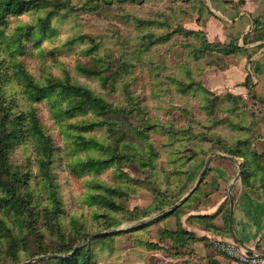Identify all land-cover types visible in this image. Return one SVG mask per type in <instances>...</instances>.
I'll return each instance as SVG.
<instances>
[{
  "label": "rangeland",
  "instance_id": "374dc122",
  "mask_svg": "<svg viewBox=\"0 0 264 264\" xmlns=\"http://www.w3.org/2000/svg\"><path fill=\"white\" fill-rule=\"evenodd\" d=\"M29 1L0 9V264H74L75 251L92 264H220L151 223L182 206L176 193L195 154L261 136L264 102L227 98L240 97L247 74L253 90L251 55L231 34L206 37L203 50L188 34H206L199 0ZM252 2L263 26L253 18L244 41H264V0ZM53 80L87 88L101 107L68 110L80 100L71 86L46 98L25 89ZM26 115L41 134L19 127L14 139ZM82 122L94 124L72 128Z\"/></svg>",
  "mask_w": 264,
  "mask_h": 264
},
{
  "label": "crops",
  "instance_id": "0c3cea01",
  "mask_svg": "<svg viewBox=\"0 0 264 264\" xmlns=\"http://www.w3.org/2000/svg\"><path fill=\"white\" fill-rule=\"evenodd\" d=\"M204 1L213 14L203 26L207 37L224 43L232 40L227 38L230 34L237 38V46L246 49V55L250 54L255 64L253 91L264 102V41H244L253 27L252 19L255 17L253 12L247 11L252 0H245L242 7L231 3L237 0ZM236 90L233 92L235 95L248 93L239 85ZM260 135L253 146L255 160L247 164L242 157L219 152L196 156L189 165L187 178L176 197L184 201L190 196L195 191L192 192V189L199 176L206 169L198 190L181 208L178 216L172 215L159 222L162 230L172 231L179 218L181 226L196 237L190 247L198 259L205 261L214 256L220 264L229 263L228 259L215 255L217 251L214 244L218 240L234 241L233 237L245 250L264 256V129ZM225 215H228L227 227ZM199 216H212L211 223L216 228H208L198 220Z\"/></svg>",
  "mask_w": 264,
  "mask_h": 264
},
{
  "label": "trees",
  "instance_id": "16d2710c",
  "mask_svg": "<svg viewBox=\"0 0 264 264\" xmlns=\"http://www.w3.org/2000/svg\"><path fill=\"white\" fill-rule=\"evenodd\" d=\"M195 1H198V0H189L188 3H193ZM199 1L201 2V4H202L204 10L206 11V14L208 15V17L209 16H213L212 12L206 7L205 1L204 0H199ZM3 2H5V3L2 4ZM26 3H27V0H0V9L12 8V6H16V8H17V6L19 4H20L19 9H22L23 4H26ZM40 3H45V4L49 3V4L53 5L54 2H52V1L48 2L47 0H30L27 5H31V6H36L37 5V6L40 7V5H39ZM21 5H22V7H21ZM253 22H254L255 26L258 25L260 28L263 26L261 21H260V18L259 19L258 18L257 19L254 18ZM22 29H23V27H20V29H17V34H19ZM188 34L189 35H194L196 37L197 36H201L202 45H206L203 50H205V52L208 50V47L211 44L207 41L206 34L200 32V31H193V30H191V32H188ZM18 39H19L18 36L14 37L15 41L18 40ZM249 81H250V76H249V74H247L246 77L244 78V81L240 85L247 90V92H248L247 95L248 94L249 95H254V99L256 98L260 102H263V100L259 99L255 95L253 90L249 89V87H248V82ZM70 86L75 89L73 91V94L75 96L80 97L79 98L80 100L75 105H73L71 108H69L68 110H76V109L81 108V106L84 104L85 101L89 105H94V107H93L94 109H99L101 107V105L99 104L100 100H98L99 98L98 97H94V95H92L87 88L81 87V86H77V85L73 86L72 84H69V83L67 84L66 82H62V81H59V80H53L47 86H40V85L34 84L31 81H27V83L25 85V89L27 90V93L30 96H32V97H35V98H46V97L51 96L52 89H54V88L66 89V88H70ZM198 90H200L202 92H208L204 88H202V86H199ZM242 97L243 96L240 95V97L238 98V96H234V94H230V95H228L227 98L228 99L230 98L229 100L231 102H235V104H237V102L240 99H243ZM207 109H209L208 106H207ZM227 111H228L229 114H235V113L237 114L238 105L229 106ZM93 124H94L93 122H82V123L74 124L72 126V128L77 129L80 132H83V131L87 132V131L91 130V127H92ZM19 127L20 128L25 127V129H26L25 131H27V132H29L30 129H32L34 132H36L38 134H41L40 133V129H38L37 122L36 121H31L30 122L28 120V115L19 118L18 125H14V126L11 127L10 131L12 132V137L14 139L18 138L17 131H18ZM239 130L243 131L245 129H244V127H242V125H240L239 126ZM20 133H23V131L20 130ZM259 138H260V136H258V139ZM80 139L83 140L82 143L91 142L90 139L89 140H84V138L82 136H80ZM258 139H256V140H258ZM219 143L222 146L216 147L215 149L210 150L209 152H211V153L220 152V153H224V154L230 155L232 157H242V158H244V161H245L246 164L248 162H253L255 160L254 158H255L256 155L253 152L254 143H251V141L249 140V138L246 137V135H244L243 137L235 138V144L234 145L223 144L222 140H220L218 142V144ZM200 153L203 154L204 152L201 151ZM195 157H196V154L189 161V163H191L195 159ZM242 167H244V165H242ZM197 190H198V188H196L195 191L183 201L181 207L179 206L173 212L169 211V212L163 213L161 218H158V219L154 220L151 224H154V223L158 224L161 220L166 219V218H168V217H170L172 215L178 216V213L181 211L180 208H182L188 201H190V199L196 193ZM226 213H227V211H226ZM198 218H199L198 220L200 222L204 223L208 228H211V229H215L216 228L211 223L212 216H199ZM224 220H225V224H226V227H227V225H228V215H225ZM151 224H149V225H151ZM115 233H121V231H117ZM227 233H228V230H227ZM161 234L163 236H166L167 238H170L169 240L171 241V243H173L175 241L173 238H178V239H183L184 238V240L187 242L186 243L187 245L193 243L196 240V237H195V235L192 232L187 231L186 229H183V227L181 226V224L179 222V218H178V222L176 224V228L174 230L168 231V230H162L161 229ZM143 245L148 250H154V249H160L161 248L160 246L157 247V246H155V244H152V243H145ZM151 247H154V249H152ZM73 255L75 256V257L73 256L74 264H92L91 258H90L91 257L90 254L81 253V252L79 253L78 251H75Z\"/></svg>",
  "mask_w": 264,
  "mask_h": 264
},
{
  "label": "built area",
  "instance_id": "2783aa9c",
  "mask_svg": "<svg viewBox=\"0 0 264 264\" xmlns=\"http://www.w3.org/2000/svg\"><path fill=\"white\" fill-rule=\"evenodd\" d=\"M215 249L224 255L230 264H264V256L256 252H248L239 247L234 241L218 240Z\"/></svg>",
  "mask_w": 264,
  "mask_h": 264
},
{
  "label": "water",
  "instance_id": "95a60500",
  "mask_svg": "<svg viewBox=\"0 0 264 264\" xmlns=\"http://www.w3.org/2000/svg\"><path fill=\"white\" fill-rule=\"evenodd\" d=\"M207 167V166H206ZM205 172H206V169L205 170H203V172L201 173V175L199 176V178H198V180H197V182H196V184H195V186H194V188L192 189V192L199 186V184L201 183V181L203 180V177H204V174H205ZM233 240H234V242L239 246V247H241V248H243V249H246L245 247H243L234 237H233ZM246 251H248V250H246ZM248 252H250V251H248Z\"/></svg>",
  "mask_w": 264,
  "mask_h": 264
}]
</instances>
